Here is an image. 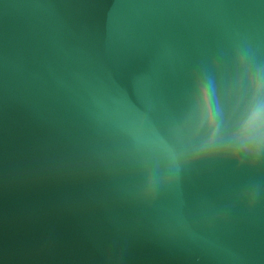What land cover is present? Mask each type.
Masks as SVG:
<instances>
[{"label":"water","instance_id":"water-1","mask_svg":"<svg viewBox=\"0 0 264 264\" xmlns=\"http://www.w3.org/2000/svg\"><path fill=\"white\" fill-rule=\"evenodd\" d=\"M257 65L264 0H0V264H264V161L169 182Z\"/></svg>","mask_w":264,"mask_h":264},{"label":"clouds","instance_id":"clouds-1","mask_svg":"<svg viewBox=\"0 0 264 264\" xmlns=\"http://www.w3.org/2000/svg\"><path fill=\"white\" fill-rule=\"evenodd\" d=\"M238 63L251 62L254 58L246 48L237 53ZM192 121L196 132L204 135L192 143L177 163L170 183L179 185L181 171L198 165L228 162L236 166L254 168L264 161V66L257 65L255 77L249 81L245 94L236 99L234 116L226 113L221 99L211 83L193 82L188 94ZM232 119V133L223 137L220 129L227 119ZM256 196L252 191L248 202Z\"/></svg>","mask_w":264,"mask_h":264}]
</instances>
